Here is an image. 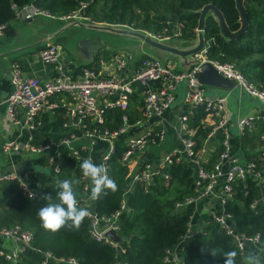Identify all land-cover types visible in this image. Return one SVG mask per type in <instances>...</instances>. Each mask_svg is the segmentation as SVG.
Masks as SVG:
<instances>
[{"label": "built area", "instance_id": "built-area-1", "mask_svg": "<svg viewBox=\"0 0 264 264\" xmlns=\"http://www.w3.org/2000/svg\"><path fill=\"white\" fill-rule=\"evenodd\" d=\"M85 5L84 2H80L76 9L61 15H52L33 4L21 8L11 4L10 8L16 20L44 17L50 20L94 23L88 22V18L82 14ZM95 24L137 31L154 42L171 39L168 36L136 30L125 24ZM4 29L5 24H0V36L3 35ZM199 31L200 29L194 28L195 36ZM177 36L178 33L175 32L172 38ZM59 50V45L53 43H47L38 49L39 60L50 67V76L47 78L27 76L15 63L8 69L9 91L4 98L5 111L9 122L23 130L27 139L22 144L15 139L2 142L0 146L2 153L8 155L12 152H24L34 154V158H43L45 164L31 166V169L44 173L45 166L52 173L51 177H54L59 173L62 154L78 157L81 151L86 152L87 159L92 161L96 155L97 164L102 163L106 169V160L112 153L113 142L122 140L126 150L120 161L129 165L132 171L138 166L142 168L139 173L133 172L128 175V183L131 185L134 182H142L145 186L151 181L152 173L159 168L183 161L191 169L193 194L176 202L174 207L177 209L191 207L194 212L196 205L204 200L211 213L201 227L212 219L219 229L231 238L242 259L250 248H255L258 252L260 250L257 247L260 242L258 235L247 236L236 232L231 214L223 212L222 208L227 200L232 199L233 184L245 180H249L256 191V197L250 201L249 208L252 209L258 203L264 205V163L256 168L254 161H247L245 155L254 153H251L253 149L249 147L243 149L239 142L241 138L256 132L261 133L260 140L264 142V88H257L247 82L233 64L207 59L204 45L199 52L192 54L194 63L179 71H172L163 61L153 57L143 56L130 62V56L114 52L106 60L100 59L98 66L83 68L76 75L72 74L71 68H67L66 64L58 61ZM205 61L217 74L231 80L238 88L236 98L238 104L241 95L246 94L258 101L261 106L253 114L238 116L234 124L236 134L231 133L228 128L230 122L225 109V97L205 96V86L196 81L200 64ZM181 82L184 84V94L179 111L175 120L164 122L162 116L175 102L178 84ZM132 94L141 98L138 108L141 120L129 123L128 117L123 114L114 130L100 128L103 109L117 107L124 110L128 104V97ZM200 106L205 112L200 122L203 126L209 127V130L203 145L194 150L193 130L188 127L186 121ZM56 108H63L61 111L64 119L60 129L45 131L43 128L46 121L47 123L55 121L54 114H58ZM165 123H169L173 129L175 142L156 162L141 158V152L145 147H153L162 142L165 135L162 125ZM34 134L39 136L41 142L29 143L28 139ZM234 140L240 150L246 151L244 156L237 157L232 154ZM215 147L219 148V152L216 160L208 166V159ZM261 155L264 156L263 153ZM162 177L166 178V175L162 174ZM85 179L87 177L81 171L80 180ZM0 181L15 182L21 194L28 198L29 193L33 194L32 198L39 194V183L29 177V170L21 173L1 170ZM130 185L126 184V191ZM91 187L89 178V183H85L80 194L76 195L78 207L88 210L86 216L88 233L93 239L120 251L118 242L107 235L108 231L116 234L118 227L111 221L115 220L118 212L109 219L98 217L93 210L94 200L90 199ZM243 196H246L245 191ZM120 206L124 209L122 204ZM193 212L187 224L185 232L187 236L201 230V227L192 230ZM30 240V232L22 230L17 225L0 226V257L6 264H78L73 257L56 256L49 251L33 248ZM182 240L183 237L175 247L166 250L164 260L172 263L179 261L178 247ZM8 244L11 246L8 247Z\"/></svg>", "mask_w": 264, "mask_h": 264}, {"label": "trees", "instance_id": "trees-1", "mask_svg": "<svg viewBox=\"0 0 264 264\" xmlns=\"http://www.w3.org/2000/svg\"><path fill=\"white\" fill-rule=\"evenodd\" d=\"M80 2L86 4L82 14L94 23L125 24L136 30L169 38L177 32L176 38L183 40L195 38L194 28L197 27L199 10L210 4L221 13L230 35H237L224 37L216 19L209 12L205 13L202 34L206 58L233 64L247 82L257 88H264V0H241L246 25L239 33L241 21L234 0H0V24H5L3 34L13 33L11 23L16 19L11 4L18 8L33 4L52 15H61L76 9ZM107 57L97 50L91 62L70 66L72 74H78L83 68L98 66V61L106 60ZM140 103L141 98L132 94L124 110L117 107L103 109L100 128L114 130L123 114L128 117L129 123L141 120L138 111ZM56 110L58 114H54L55 121H46L45 131L60 129L64 119L63 108ZM204 116L205 112L200 106L186 121L193 130L194 150L203 145L209 130L200 122ZM260 134L256 132L239 140L240 147L253 149L254 153L246 154L245 159L254 161L256 168L264 163V156L261 155L264 154V142L260 140ZM28 141L32 144L41 142L36 134L30 136ZM125 150V143L115 140L112 153L106 160V172L116 182L118 190L112 192L105 189L93 201V210L98 217L109 219L118 212L111 223L118 227L115 235L119 238L120 251L90 237L86 217L79 229L65 226L52 232L41 226L37 216V210L48 203L43 196L51 195L53 200L56 199L59 180H78L79 183L74 184L76 195L80 194L85 183H89L88 177L80 180V164L88 157L84 151L78 157L62 154L59 173L54 177L29 169V177L39 183V194L35 198L22 195L13 181H0V226L17 225L30 232L31 247L49 251L56 256L73 257L78 264H223V257L211 255L213 249L218 252L237 251L231 238L212 219L201 227L200 232L189 236L185 234L193 208L174 207L176 202L193 194L191 169L183 161L159 168L152 173L147 186L142 182L130 185L128 175L139 173L142 168L138 166L132 171L129 165L120 161ZM218 152L219 148L215 147L208 159V166L216 160ZM43 164V158L30 159L33 167ZM126 184L130 185L127 191ZM244 191L246 196H243ZM231 192L232 199L224 203L223 212L231 214L236 232L247 236L258 235V253L264 261V205L258 203L252 209L249 208L250 201L256 197L249 180L233 184ZM181 237L179 261L172 263L164 260L166 250L175 247ZM250 249L257 251L255 248ZM237 253V264H242V258ZM0 264H6L1 257Z\"/></svg>", "mask_w": 264, "mask_h": 264}, {"label": "rangeland", "instance_id": "rangeland-1", "mask_svg": "<svg viewBox=\"0 0 264 264\" xmlns=\"http://www.w3.org/2000/svg\"><path fill=\"white\" fill-rule=\"evenodd\" d=\"M87 21L90 22L89 19ZM54 26H59V28L50 31V33L61 39V42H59L60 50L58 61L62 64H66L67 68H71L70 66H78L75 64L87 63L84 55L93 41H97L102 45L101 48L98 49L101 55L111 56L112 53L116 52L121 55H128L130 56V59H138L141 56L153 57L163 61L172 71L186 69V65H189L191 61L194 60L192 54L202 47L201 42L196 38L189 40L172 38L169 41L151 44L144 42L136 36L123 34L119 30L110 29L106 26H94L88 23L78 26L73 23V21L69 20L59 21L49 20L44 17H35L30 22L15 20L11 23V28L15 31V36H19V38L20 36H33L36 32H40L41 35H44V27L52 29ZM31 40H33V38ZM237 93V89L231 91L229 89L211 86H205L204 90L205 96L211 97L215 95L225 97V109L227 111V118L230 122L228 128L233 134L237 133L234 124L239 115L244 116L246 114H253L256 109L261 107L258 101L246 94L241 95L238 104L236 99L238 96ZM183 94L184 84L181 82L178 84V92L175 102L181 101ZM252 152L254 151H251V153ZM245 153V150H240L238 144L234 146V149L232 150V154L237 157H242ZM24 155L31 159L34 158V154L24 153ZM160 156L162 158L163 153L161 154L160 152L158 157ZM44 173H48L52 176L50 170L45 166ZM204 202V200L200 201L198 203L199 207L196 205L201 215H207L203 217L202 222L208 217L209 211H211L210 208L208 209L204 207Z\"/></svg>", "mask_w": 264, "mask_h": 264}, {"label": "crops", "instance_id": "crops-1", "mask_svg": "<svg viewBox=\"0 0 264 264\" xmlns=\"http://www.w3.org/2000/svg\"><path fill=\"white\" fill-rule=\"evenodd\" d=\"M31 20H22V22H30ZM57 28H59V26L58 27L54 26L52 29L51 28L48 29L44 27V35H41L40 32H36L34 35L32 34L33 36H26V37L20 36L19 38V36L17 37L15 36V31L13 30V33L10 35L3 34L2 36H0V146L2 142L6 140L15 139L18 143L22 144L27 139L26 133L23 130L21 129L19 130V128L13 126L9 122L8 115L6 114L5 111L4 98L9 91V79H7V71L10 68L11 64L15 63L21 68L22 72L27 76H37V77L44 76V78L49 77L50 67L48 65L43 64L39 60L37 52L41 46L47 43H53L59 45L61 39H59L58 36L50 33V31L56 30ZM32 38L33 40H31ZM97 43L100 44L97 41H93V43L89 46L88 50L86 51L84 58L85 61H87V63L92 61L93 55L97 52L98 49L101 48L102 46L101 44L98 47H96ZM193 54H195V52ZM136 60L137 59H131L130 62H134ZM194 61L195 59L192 60L189 65L194 63ZM75 65H79V64H75ZM186 66L188 67V65ZM176 96L177 93L175 97ZM179 104L180 101L174 102L170 110H168L163 114L162 119H164V122H168L169 120L172 121L175 120V117L179 111V107H180ZM162 126L165 129V135L162 142L153 147L152 146L145 147L144 151L141 152L140 155L141 158L153 160L154 162H156L158 158H161V156L158 157V154L160 152L162 154L171 144L175 142L173 129L170 128L169 123H165ZM232 144L236 146L237 142L234 140L232 141ZM93 161L97 163L96 155L93 156ZM29 169H31L30 158L24 155V152H17V153L12 152L8 155H5L4 153H2L0 149V171L8 170V171H14L16 173H21ZM197 206L199 207V205ZM197 206L194 209L191 220V224L193 227L192 230L196 228L199 229L201 225L205 222V220L202 222L203 217L207 216V215H201ZM204 207L208 209L210 208L207 204H204ZM210 213L211 211H209L208 217ZM10 246L11 245L8 244V247Z\"/></svg>", "mask_w": 264, "mask_h": 264}, {"label": "clouds", "instance_id": "clouds-1", "mask_svg": "<svg viewBox=\"0 0 264 264\" xmlns=\"http://www.w3.org/2000/svg\"><path fill=\"white\" fill-rule=\"evenodd\" d=\"M80 168L83 175L91 180V200H97L105 189L112 192L118 190L116 182L108 176L102 163L97 164L91 159H84ZM78 183V180H59L56 185L58 189L56 199L53 200L51 195L42 197L48 203L37 210V216L45 230L56 232L65 226L69 229H79L83 219L88 215V210L78 207L74 190V184ZM32 196L33 194L29 193V197L32 198ZM211 255L223 257V264H237L238 253L236 250H220L218 252L213 249ZM242 264H264V261H262L260 253L250 249L243 257Z\"/></svg>", "mask_w": 264, "mask_h": 264}, {"label": "water", "instance_id": "water-1", "mask_svg": "<svg viewBox=\"0 0 264 264\" xmlns=\"http://www.w3.org/2000/svg\"><path fill=\"white\" fill-rule=\"evenodd\" d=\"M234 3H235V7H236V9L240 15L241 27L237 32V33H239L240 31H242L244 29V27L246 25V18H245L244 8L242 6L241 0H234ZM207 12L212 14V16L216 19V21L218 22V25L220 27L221 34L224 37L232 38V37H235L237 35V34H235L233 36L230 35V33L226 30V26H225V23H224V20L222 18L221 13L216 8H214L212 5L207 4L202 9L199 10V16H198V20H197V27L196 28L200 29V31L197 33L196 39L199 40L201 42V44L203 43V34H202L203 33L202 32L203 16ZM73 23L77 24L78 26H82L85 24V23H78V22L77 23L73 22ZM88 24L94 25V26L99 25V24H95V23H88ZM101 26H106V25L101 24ZM106 27H108L110 29L119 30L123 34L136 36L139 39H141L147 43H151V44L157 43V42H154L152 40H149L148 38L143 37L138 32H135V31H132L129 29L116 28V27H112V26H106ZM99 45L100 44L97 43L96 47H98ZM7 79H9L8 71H7ZM196 81L203 86L224 88V89H229L231 91L234 89L238 90V88L233 85L231 80L222 78L219 74H217L214 71V69L211 67V65L206 61L202 62L200 64V68H199V71L197 72V76H196ZM139 87H140V85H139ZM238 93H239V91H238ZM238 93H237V95H238ZM31 133H33V132H31ZM107 235L110 236L114 241H117V242L119 241V238L112 231H108Z\"/></svg>", "mask_w": 264, "mask_h": 264}]
</instances>
